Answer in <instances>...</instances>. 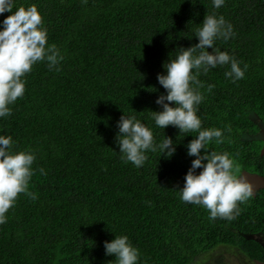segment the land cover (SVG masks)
Here are the masks:
<instances>
[{
	"label": "trees",
	"instance_id": "obj_1",
	"mask_svg": "<svg viewBox=\"0 0 264 264\" xmlns=\"http://www.w3.org/2000/svg\"><path fill=\"white\" fill-rule=\"evenodd\" d=\"M32 4L64 59L59 70L34 65L24 96L0 118V135L13 137L14 151L36 155L28 186L36 198L21 193L0 224V264H114L104 242L115 235L140 250L139 264H200L216 249L264 264V188L239 204L234 219L210 220L180 193L196 133L162 129L151 114L166 94L157 80L163 65L178 47L199 42L205 15L224 16L234 34L216 47L248 67L235 82L224 75L229 66L202 73L198 115L204 128L224 131L209 151L229 153L237 175H264L256 138L264 125V0H226L219 9L212 0H16ZM124 114L150 127L157 145L172 137L174 155L157 147L142 167L125 162L115 143Z\"/></svg>",
	"mask_w": 264,
	"mask_h": 264
},
{
	"label": "clouds",
	"instance_id": "obj_2",
	"mask_svg": "<svg viewBox=\"0 0 264 264\" xmlns=\"http://www.w3.org/2000/svg\"><path fill=\"white\" fill-rule=\"evenodd\" d=\"M225 2L212 0L217 9ZM5 12L11 14L0 21V118L10 116L12 105L24 96V77L34 65L46 61L50 69L59 70L57 66L64 59L55 44H48V30L43 26V17L35 4L17 7L16 0H0V15ZM233 34L232 25L224 16L205 15L194 34L199 42L187 48L178 47L175 58L170 57L163 65L166 71L157 74L158 83L166 94L161 93L155 101L162 110L151 111L156 126L162 129L171 125L179 130V134L196 133L186 145L187 155L195 159L185 175L180 193L184 202L206 208L210 220L217 217L234 219L240 213L239 204L253 194V185L245 175H237L239 168L229 153L209 151L210 142L223 143L224 131L204 128L198 115L204 100L200 91L203 83L199 79L202 73L207 74L217 66H229L224 75L233 82L245 76L248 66L245 64L242 68L234 56L216 47L218 39L227 40ZM213 87L208 85L209 90ZM117 127L118 152L125 162L136 167H142L148 159L147 153L156 151L157 147L167 158L176 152L177 143L172 137L165 135L162 143L157 145L152 129L135 116L121 115ZM15 144L11 135H0V224L7 222V213L21 193L36 198L28 192L36 155L31 151H14ZM197 169L202 170L197 173ZM40 171L43 173L44 170L41 168ZM104 248L106 255L115 256L114 264H139L140 250L127 235H115L111 241L106 240Z\"/></svg>",
	"mask_w": 264,
	"mask_h": 264
},
{
	"label": "rangeland",
	"instance_id": "obj_3",
	"mask_svg": "<svg viewBox=\"0 0 264 264\" xmlns=\"http://www.w3.org/2000/svg\"><path fill=\"white\" fill-rule=\"evenodd\" d=\"M264 132L259 133L256 138L262 139ZM200 264H262L251 261L238 253H232L227 250H213L207 256L206 260Z\"/></svg>",
	"mask_w": 264,
	"mask_h": 264
},
{
	"label": "water",
	"instance_id": "obj_4",
	"mask_svg": "<svg viewBox=\"0 0 264 264\" xmlns=\"http://www.w3.org/2000/svg\"><path fill=\"white\" fill-rule=\"evenodd\" d=\"M260 132H263V131L260 129ZM261 154H264V144H263V147H262V150H261ZM241 174L245 175L247 177V179L253 185V194H252L253 197L256 196V192L258 190L264 188V175L261 176V175H258V174H252V173H249L247 171H242Z\"/></svg>",
	"mask_w": 264,
	"mask_h": 264
},
{
	"label": "flooded vegetation",
	"instance_id": "obj_5",
	"mask_svg": "<svg viewBox=\"0 0 264 264\" xmlns=\"http://www.w3.org/2000/svg\"><path fill=\"white\" fill-rule=\"evenodd\" d=\"M261 130L264 132V126H261ZM262 133V132H261ZM262 140H264V137L262 138ZM256 262V261H255ZM256 263H259V262H256Z\"/></svg>",
	"mask_w": 264,
	"mask_h": 264
},
{
	"label": "bare ground",
	"instance_id": "obj_6",
	"mask_svg": "<svg viewBox=\"0 0 264 264\" xmlns=\"http://www.w3.org/2000/svg\"><path fill=\"white\" fill-rule=\"evenodd\" d=\"M261 190V189H260Z\"/></svg>",
	"mask_w": 264,
	"mask_h": 264
}]
</instances>
